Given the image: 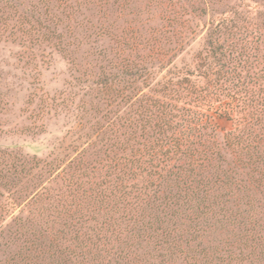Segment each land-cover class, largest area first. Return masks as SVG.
Segmentation results:
<instances>
[{"label":"trees","instance_id":"trees-1","mask_svg":"<svg viewBox=\"0 0 264 264\" xmlns=\"http://www.w3.org/2000/svg\"><path fill=\"white\" fill-rule=\"evenodd\" d=\"M0 26L63 56L80 29L105 104L68 162L0 151V264H264V0H0Z\"/></svg>","mask_w":264,"mask_h":264},{"label":"rangeland","instance_id":"rangeland-1","mask_svg":"<svg viewBox=\"0 0 264 264\" xmlns=\"http://www.w3.org/2000/svg\"><path fill=\"white\" fill-rule=\"evenodd\" d=\"M137 7L139 15L124 13L122 18L137 23L138 34L143 35L144 29L157 27L159 15L144 13L143 7ZM114 18L110 28L107 27L110 32L113 27L123 28L122 22ZM106 25L103 22L105 28ZM73 32L69 31L66 39L71 45L69 56H63L45 44L26 48L19 34L0 26V151L15 147L28 161L35 158L68 162L76 156L73 152H80L85 140L98 145L97 130L103 124L105 104L90 82L96 80L101 64L92 40L82 39L80 29L75 35ZM198 37L177 63L191 62L201 48V36ZM103 44L109 47L107 41ZM215 126L227 130L230 125L216 121Z\"/></svg>","mask_w":264,"mask_h":264}]
</instances>
